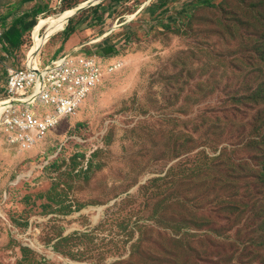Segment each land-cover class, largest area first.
Instances as JSON below:
<instances>
[{"label":"rangeland","instance_id":"rangeland-1","mask_svg":"<svg viewBox=\"0 0 264 264\" xmlns=\"http://www.w3.org/2000/svg\"><path fill=\"white\" fill-rule=\"evenodd\" d=\"M35 48L120 69L32 149L0 144V264H264V0H0V100Z\"/></svg>","mask_w":264,"mask_h":264},{"label":"built area","instance_id":"built-area-1","mask_svg":"<svg viewBox=\"0 0 264 264\" xmlns=\"http://www.w3.org/2000/svg\"><path fill=\"white\" fill-rule=\"evenodd\" d=\"M97 54L67 53L46 68L8 67L0 100V141L21 150L43 142L62 123L78 114L119 65ZM3 137V138H1Z\"/></svg>","mask_w":264,"mask_h":264},{"label":"bare ground","instance_id":"bare-ground-1","mask_svg":"<svg viewBox=\"0 0 264 264\" xmlns=\"http://www.w3.org/2000/svg\"><path fill=\"white\" fill-rule=\"evenodd\" d=\"M92 4H93V2H91L89 5H92ZM82 7H85V6H82ZM82 7L75 8L73 10H70V11H67L65 13H62V14H60L58 16L51 17L48 20H46L43 23H41L38 26L37 30H36V34L38 35L40 30L45 28L46 29V37L43 40L38 38L37 45L39 46V44H41L42 41H46L52 35H54L58 31H60L68 23V21L72 17L76 16L79 13V11H80V9H82ZM38 46H37V48H38ZM37 48H35L31 52L30 66L32 68H35V63H36L35 59H36V54H37ZM3 105H5V104L0 103V115H1V112H2V106Z\"/></svg>","mask_w":264,"mask_h":264},{"label":"trees","instance_id":"trees-1","mask_svg":"<svg viewBox=\"0 0 264 264\" xmlns=\"http://www.w3.org/2000/svg\"><path fill=\"white\" fill-rule=\"evenodd\" d=\"M17 28H18V26L14 25L13 26V30H15L16 34H14V33H12V34L10 33L11 35L9 34V37L11 38L9 40V42L11 43L12 49L14 51L18 50L20 48V46H21L20 39L17 36V34H18V29ZM13 35H14V37L12 38ZM104 56L107 57L106 55H104Z\"/></svg>","mask_w":264,"mask_h":264},{"label":"crops","instance_id":"crops-1","mask_svg":"<svg viewBox=\"0 0 264 264\" xmlns=\"http://www.w3.org/2000/svg\"><path fill=\"white\" fill-rule=\"evenodd\" d=\"M101 48H102L101 49L102 52H100V53H103V55L112 56V55L116 54V48L115 47L108 46L107 44H105V45L101 46ZM5 87H6V81H5ZM2 141L3 140L0 141V144L2 143L3 145H5V143Z\"/></svg>","mask_w":264,"mask_h":264},{"label":"water","instance_id":"water-1","mask_svg":"<svg viewBox=\"0 0 264 264\" xmlns=\"http://www.w3.org/2000/svg\"><path fill=\"white\" fill-rule=\"evenodd\" d=\"M84 9H85V7H82V9H80L79 13H80L81 11H83Z\"/></svg>","mask_w":264,"mask_h":264}]
</instances>
